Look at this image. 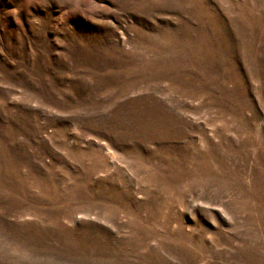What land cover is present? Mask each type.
Listing matches in <instances>:
<instances>
[{"label": "rangeland", "instance_id": "obj_1", "mask_svg": "<svg viewBox=\"0 0 264 264\" xmlns=\"http://www.w3.org/2000/svg\"><path fill=\"white\" fill-rule=\"evenodd\" d=\"M0 264H264V0H0Z\"/></svg>", "mask_w": 264, "mask_h": 264}]
</instances>
